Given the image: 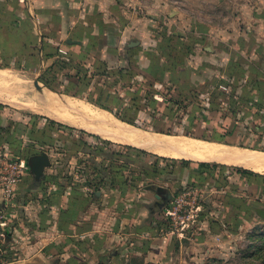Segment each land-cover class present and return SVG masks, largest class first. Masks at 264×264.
I'll use <instances>...</instances> for the list:
<instances>
[{
	"label": "crops",
	"instance_id": "1",
	"mask_svg": "<svg viewBox=\"0 0 264 264\" xmlns=\"http://www.w3.org/2000/svg\"><path fill=\"white\" fill-rule=\"evenodd\" d=\"M209 1L169 6L162 0H0V68L23 72L36 94L44 88L61 94L42 82L44 73L65 82L81 68L91 76L90 88L100 76L104 93L116 92L117 108H111L126 115L160 114L163 105L173 115L175 107L183 108L181 100L200 97L195 104L183 100L189 124L171 128L180 132L169 135L264 153V137L249 142L233 136L240 119L247 130L264 131V0L241 1L222 23L205 22ZM169 38L174 46L190 47L182 64L159 53ZM60 60L66 62L62 68ZM147 93L159 103L146 111L139 99ZM179 93L178 103L169 101ZM197 113L202 117L194 119ZM116 118L147 133L170 130ZM57 123L25 103L12 111L0 106V151L26 163L41 152L50 159L39 180L27 164L28 177L6 207L0 264H131L134 257L149 261L160 253L167 260L174 246L194 236V230L182 239L167 232V199L182 183L207 192L196 227L210 238L221 232L213 224L232 234L252 225L264 209V173L225 160L247 161L248 153L206 157L169 142L163 146L172 155L164 156L145 140L123 142L76 126L70 134ZM196 128L204 133L192 132ZM81 142L90 148L83 150ZM234 212L244 220L235 222ZM206 242L201 237L195 243Z\"/></svg>",
	"mask_w": 264,
	"mask_h": 264
},
{
	"label": "rangeland",
	"instance_id": "2",
	"mask_svg": "<svg viewBox=\"0 0 264 264\" xmlns=\"http://www.w3.org/2000/svg\"><path fill=\"white\" fill-rule=\"evenodd\" d=\"M150 1L152 0H144V2L146 3H150ZM162 1L169 2V6H172V5L181 6V0H162ZM241 1H245V0H224L221 2H217V0L215 1L211 0L209 1V3L205 2L204 3L205 4V14H206L205 22L207 23L208 18H209L208 21L210 22L212 20L219 21L221 23L227 22L230 18L229 16L231 12H234L236 8H240L241 3H242ZM184 6H186V4ZM189 8L191 10L195 8V5L189 3ZM236 10H239V9H236ZM1 69L3 71H1L2 74L0 73V78L1 77L8 78L10 85L6 87L5 86L0 87V106L2 107L6 106L10 111H12L13 109H17V107L24 106V103L31 105L32 108H36V107L43 108L44 107V104L39 100V96H36L38 97L36 98L32 95L30 98H28L27 95L33 94L36 91H34L35 87L33 85V82L28 80V78L24 76L23 72L12 70V69L7 70L5 68H1ZM64 74L66 75V73ZM64 79H65V82L61 81L60 79L59 81H52L53 82L52 84H54V86L58 89L57 91L61 92V94L66 95V96L82 98L86 101H87V97L91 99L97 98V100H100L103 104L105 101L108 105L113 106L114 108L116 107L115 105L116 100L114 98H110V96L115 95L113 93H116V92H112L109 98H107L106 94L104 96V86H102V84L101 85L99 84L101 82L100 76L97 77L96 80H94V84L92 88H90L91 76L90 75L88 76L84 70L77 71L76 73H74V75L69 76L67 78L64 77ZM110 87L115 88L114 85ZM20 89L24 90L23 91L24 94L26 92L25 95L23 94L24 96L20 94ZM180 95L181 93L176 94V95L174 94L173 100H176L175 98L177 99L181 98ZM137 97L140 98V95L138 94ZM173 97L170 96V98H173ZM166 99L167 97L166 98L164 97L163 100H166ZM198 99H200V97L198 98L188 97L183 100L188 101V102L191 101V103L195 104L199 102ZM139 100L141 103H143V105H141L140 108L144 109V105L145 107L147 106V100H143V98L142 99L140 98ZM183 100L181 101V104H180L183 106V108L175 107L177 114L174 113L171 116L173 117V119L169 118L170 117V115H168L169 108L165 109L164 107L165 105L161 106L160 114L153 113V116H150L149 114H141V115L139 114L137 115V119L139 118V121L141 123H146V125H150V126L153 125L154 127H161V128L166 127V128H170V130H172L171 128H178L181 126L182 127L186 126V124H189V122L187 121L189 116L185 109L187 108V106L183 105L184 103ZM8 102L12 104H7ZM122 105L123 104H121V106ZM21 110H24V109H21ZM145 110L146 111L148 110L147 107ZM131 117L136 118L135 116H130V118ZM201 117L202 116H200V114L197 113L196 116H194V119H198ZM59 123H62V122H59ZM62 124H65V123H62ZM246 124L247 123L244 121V119L239 120L237 124V128L233 132L235 133L233 135L234 138H237V139L240 138V140H244V141L249 140V142H251L253 139H256L258 137H264V131L260 132L256 130H250V129L247 130L245 128ZM72 127L66 126L64 130L70 132L71 134V133H74V130L78 129L76 127H73V128ZM172 131L180 132V130H172ZM192 132L198 135H200L201 133H204L202 129H199V128H196V130ZM209 133L213 134L214 132L210 131ZM81 136H82L81 133L77 134L76 138H77L78 144L80 142ZM85 137H89V136H85ZM89 138L92 140H96L92 137H89ZM67 144L71 146L72 142H68ZM85 144L87 143L85 142ZM78 146L82 148L83 150H87V148H90L87 145L85 146L84 143ZM62 148H66V146H63ZM33 149L34 148H29L28 150L33 151ZM3 154L5 156H10L8 153L0 151V155H3ZM86 158L88 157H86L85 155V157H83L82 160H85ZM68 160H69L68 158L64 157V161L68 162ZM27 177L28 176L26 175L25 178ZM184 185H188V184L182 183L180 187ZM178 188H179V185H177V187H174L172 189V192L173 191L175 192V190H177ZM261 205L264 206L263 203H261ZM234 213L236 214L238 212H234ZM229 215H231V218L229 217ZM234 216L235 218L233 217V219H235V222L237 221L240 223L244 220V216L242 214H238V215L236 214ZM223 217H225L227 220L230 218V222L232 221L234 222V220H231L232 213L231 214L225 213ZM253 219H254V222L252 223V225H249L248 227L236 228L238 229V231L232 232V234H227L228 232L227 228L224 229V227H217L216 224H213L212 225L213 230L217 231L219 229V231L221 232H219L218 236H213L212 238H210V236H204V231L201 228H197L195 226L194 233H193L194 236L193 237L192 235L189 237L187 236L188 238H186L185 241H183L184 244L182 246H178V247L174 246L173 250H171L173 253L169 255V259L166 260L165 253H160L157 255H153L152 259L149 261H146V260L144 261V259L136 258L134 260H131L130 263L131 264H264V218H261V216L256 213ZM186 233L187 232H185V234L182 236H177L176 239L178 237H180L181 239L184 238V236H186ZM201 237L206 239L207 241L206 244L199 245L195 243ZM97 262L104 264V259H102L101 261L96 260L94 262H91L90 264H97Z\"/></svg>",
	"mask_w": 264,
	"mask_h": 264
},
{
	"label": "bare ground",
	"instance_id": "3",
	"mask_svg": "<svg viewBox=\"0 0 264 264\" xmlns=\"http://www.w3.org/2000/svg\"><path fill=\"white\" fill-rule=\"evenodd\" d=\"M1 71L3 70L0 68V73L2 74ZM8 82V78L1 77L0 87L9 86L10 82ZM23 91V89H20V94L23 95ZM32 95H38L40 101L44 104L43 108L36 107L35 110L45 113L49 117L59 122L76 126L89 132L100 134L103 137L106 136L112 139L121 140L123 142L134 143H141L145 140L146 142H150L151 149L154 152L164 156L172 155V153L166 150V147L163 146L168 144L169 142L174 144L177 148L186 152V154L192 155L201 153L203 155L206 154L204 155L206 157L222 158L225 156L227 151L239 153L245 156L248 155L251 156V158H248L247 161L232 159L225 160H228L233 164H242L257 172L264 173L263 152L255 150L249 151L245 148H234L212 142L191 140L189 138L181 136H171L166 133H147L144 131H140V129L138 130L134 126L117 119L104 108L95 106L82 98L66 96L56 92L54 93L53 91L46 88L42 89L38 94L33 93L27 96L28 98H30Z\"/></svg>",
	"mask_w": 264,
	"mask_h": 264
},
{
	"label": "built area",
	"instance_id": "4",
	"mask_svg": "<svg viewBox=\"0 0 264 264\" xmlns=\"http://www.w3.org/2000/svg\"><path fill=\"white\" fill-rule=\"evenodd\" d=\"M24 159L0 155V193L3 208L0 209V250L4 248L6 237V207L10 206L19 183L27 172ZM207 192L198 185H184L178 188L170 197L166 209L169 226L167 232L182 236L191 232L197 226Z\"/></svg>",
	"mask_w": 264,
	"mask_h": 264
},
{
	"label": "trees",
	"instance_id": "5",
	"mask_svg": "<svg viewBox=\"0 0 264 264\" xmlns=\"http://www.w3.org/2000/svg\"><path fill=\"white\" fill-rule=\"evenodd\" d=\"M173 41H172V39L171 38H169L168 39V41H167V43L165 44V45H163L162 47L160 46V48H161V50L159 51V53L163 56V57H165V58H167L168 60H175V61H177L179 64H182V62H183V60H184V58H185V55H189L191 52V50H190V47L188 48V47H186V46H184L183 44H178V45H175L174 46V43H172ZM167 51V52H166ZM158 57H160V56H158ZM64 63H66L65 61H62V60H60V61H58V66H60V68H62V66H64ZM175 68V67H174ZM171 69H173V68H170V70ZM51 70H52V68H51ZM81 70H83V69H81V68H78L77 69V71H81ZM56 71V70H55ZM85 71V70H84ZM181 72H179V74H180ZM53 74V73H52ZM52 74L51 73H44L43 75H42V77H41V79H42V82L46 85V86H48V87H50L51 89H53V90H58L55 86H54V84H52L53 82L52 81H54V78H53V76H52ZM50 77V78H49ZM107 92L105 91V93H104V96H105V94H106ZM113 94H115L116 95V93H113ZM109 96H110V94H108ZM115 95H111L110 96V98H114L115 100H116V102H115V105H116V107L115 108H117V97L115 96ZM107 96V95H106ZM109 96H107V97H109ZM149 96H150V93H147V95L145 96V97H147V99H145V100H147V105L148 106H150V107H155L158 103H159V100H158V102H157V99H151V100H149ZM170 99V100H169ZM168 100L169 101H173L174 103H178L179 102V100L178 99H176V100H173V98H169ZM87 100L89 101V102H92V103H95V104H97V105H99V106H101V107H104V108H106V109H109L112 113H114V115L116 116V117H118V118H120V119H122V120H124V121H127V122H130V123H133V124H136V122H135V120L137 119V115L135 114H133V115H126V114H120V113H118V110L117 109H114V108H111V106L110 105H108L105 101H104V104L100 101V100H94V99H91V98H87ZM105 100V99H104ZM132 100H134V99H132ZM108 101V100H107ZM182 101V100H181ZM136 106V107H139V102H134L133 103V106ZM137 109V108H136ZM157 112H161L160 110H156ZM150 116H153V114H149ZM130 116H135L136 118H134V117H131L130 118ZM172 115H170V117H171ZM51 124L50 125H53V124H55V122L54 121H51L50 122ZM57 125H58V127L59 128H65L66 126L64 125V124H61V123H57ZM137 125V124H136ZM139 125V124H138ZM160 133L161 132H163V133H166V134H168V133H178V132H173V131H171V130H158ZM182 133H185V134H187V135H191L192 134V132L191 131H184V132H182ZM188 185H193V184H188ZM194 185H196V184H194ZM169 201V200H168ZM165 222H166V224H167V228H168V226H169V223H168V219H165ZM134 259H136V257H134L132 260H134Z\"/></svg>",
	"mask_w": 264,
	"mask_h": 264
},
{
	"label": "water",
	"instance_id": "6",
	"mask_svg": "<svg viewBox=\"0 0 264 264\" xmlns=\"http://www.w3.org/2000/svg\"><path fill=\"white\" fill-rule=\"evenodd\" d=\"M27 164L30 173L33 174L36 180H39L42 175L43 168L50 164V159L46 152H41L39 154H34L29 156L27 160ZM169 199L170 198L168 197L167 200ZM259 214L261 217L264 218V209L259 210ZM82 264H86V263H82Z\"/></svg>",
	"mask_w": 264,
	"mask_h": 264
}]
</instances>
